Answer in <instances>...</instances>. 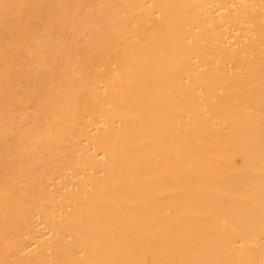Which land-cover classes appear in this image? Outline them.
I'll return each mask as SVG.
<instances>
[{"label": "bare ground", "instance_id": "obj_1", "mask_svg": "<svg viewBox=\"0 0 264 264\" xmlns=\"http://www.w3.org/2000/svg\"><path fill=\"white\" fill-rule=\"evenodd\" d=\"M0 264H264V0H0Z\"/></svg>", "mask_w": 264, "mask_h": 264}]
</instances>
